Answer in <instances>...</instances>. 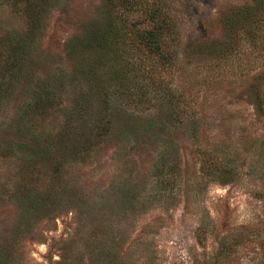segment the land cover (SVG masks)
<instances>
[{"label": "rangeland", "instance_id": "obj_1", "mask_svg": "<svg viewBox=\"0 0 264 264\" xmlns=\"http://www.w3.org/2000/svg\"><path fill=\"white\" fill-rule=\"evenodd\" d=\"M30 2L0 0V264H264V57L205 60L195 44L222 41L230 13L256 1ZM154 8L173 34L150 62L152 85L175 117L166 104L131 114L122 100L106 136L65 156L58 140L92 127L102 106L72 46L152 28ZM30 9L43 14L36 33ZM21 43V73L4 76ZM39 88L50 102L30 106Z\"/></svg>", "mask_w": 264, "mask_h": 264}, {"label": "trees", "instance_id": "obj_2", "mask_svg": "<svg viewBox=\"0 0 264 264\" xmlns=\"http://www.w3.org/2000/svg\"><path fill=\"white\" fill-rule=\"evenodd\" d=\"M40 1L43 2L44 0ZM255 1V5L252 7L245 6L230 13L224 21V39L222 41L207 43L199 40L195 43L201 44L199 53H202L205 60L218 57L227 60L232 56L243 54L244 60L249 65V57L253 54H256L257 57H264V0ZM30 4L31 8L34 7L35 0H31ZM161 14L163 18L159 20L158 16ZM24 16L31 22L29 25L30 31L36 33V30L39 28V20L43 14L37 12V10L33 12L30 9L24 12ZM149 18L154 22L153 27L134 34L132 33L131 37H129L130 35H126L128 32L121 34L118 30L114 31L113 36H109L111 32L106 28L102 30L103 35L100 33V35L97 33L90 34L85 39H82V41H79L78 44L72 46L71 54L80 57L79 68L86 89L88 90L89 88L94 94L101 96L102 106L97 110L92 127L90 124L84 122L82 129L78 133H73L72 140H69V136H67L68 140L66 137H61L62 140H58L59 148L62 149L61 151L65 156L69 153L80 155L86 149H89L98 138L106 136L111 128L110 121L107 118L109 110L113 105L120 107L122 100H128L130 102L129 105L134 103L133 107L127 110L131 114L140 112L152 115L151 111L157 104L159 106H165L166 104L165 108L169 109V115L171 117L174 115V111H171L173 109V99H169L166 103L163 102L166 96L161 93V90H157L152 85L154 80L151 77V68L154 65L150 64V62L157 64L162 61L165 54V39L167 36L173 34V30L165 20V13L160 11V9L154 8L151 10ZM195 44H192L190 48ZM245 44L251 49L244 50ZM22 47L24 53L13 48L10 49L12 53L9 54V58L13 62H11L12 66L10 68L4 67L2 69L1 72L4 76L8 74L15 77L18 73H21L22 66L20 64L27 54L26 45L23 44ZM115 47H117V51L114 50ZM5 53V46L0 42V62ZM88 54L96 55L97 62H91L90 60L92 59L88 60ZM175 58H171L170 60H174ZM247 69L250 70V68ZM263 86L264 79L263 84L257 87L255 93L256 102L260 108L264 104L261 97V87ZM44 89L39 88L38 90H34V102L30 106L35 107L36 104H39L40 100L42 103H44L45 99L50 102V98L48 97L49 92ZM44 95L46 96L45 98ZM158 95L161 97H158ZM87 100H89L88 97ZM79 105L85 109L87 108L85 115L88 114V110L92 109L90 104L86 102L85 104L82 102ZM28 111L31 114V110L28 109ZM66 128H69V126ZM65 131L67 130L65 129ZM46 153L47 150H42L40 147L35 150V154L41 158ZM30 160H33L30 156L25 159V161ZM30 205L34 207L36 202L31 201Z\"/></svg>", "mask_w": 264, "mask_h": 264}]
</instances>
